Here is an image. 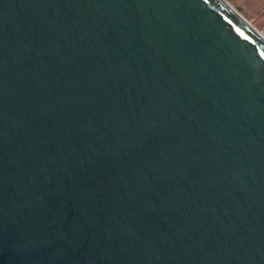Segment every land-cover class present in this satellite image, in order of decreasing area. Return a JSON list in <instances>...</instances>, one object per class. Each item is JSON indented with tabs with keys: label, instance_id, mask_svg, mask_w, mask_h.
<instances>
[{
	"label": "water",
	"instance_id": "water-1",
	"mask_svg": "<svg viewBox=\"0 0 264 264\" xmlns=\"http://www.w3.org/2000/svg\"><path fill=\"white\" fill-rule=\"evenodd\" d=\"M0 264H264V39L221 0H0Z\"/></svg>",
	"mask_w": 264,
	"mask_h": 264
},
{
	"label": "rangeland",
	"instance_id": "rangeland-1",
	"mask_svg": "<svg viewBox=\"0 0 264 264\" xmlns=\"http://www.w3.org/2000/svg\"><path fill=\"white\" fill-rule=\"evenodd\" d=\"M254 27L264 33V0H228Z\"/></svg>",
	"mask_w": 264,
	"mask_h": 264
},
{
	"label": "bare ground",
	"instance_id": "bare-ground-1",
	"mask_svg": "<svg viewBox=\"0 0 264 264\" xmlns=\"http://www.w3.org/2000/svg\"><path fill=\"white\" fill-rule=\"evenodd\" d=\"M223 1L228 8L233 10L240 19H242L252 30H254L257 34H259L264 39V33L259 31L256 27H254L228 0H221Z\"/></svg>",
	"mask_w": 264,
	"mask_h": 264
}]
</instances>
